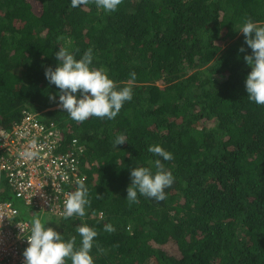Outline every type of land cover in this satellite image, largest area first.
Here are the masks:
<instances>
[{"label":"trees","instance_id":"16d2710c","mask_svg":"<svg viewBox=\"0 0 264 264\" xmlns=\"http://www.w3.org/2000/svg\"><path fill=\"white\" fill-rule=\"evenodd\" d=\"M245 18L264 26V0H123L114 12L0 0V129L11 131L28 111L53 124L60 142L82 145L85 216H49L45 227L75 236L77 246L76 227L93 228L94 264H264V105L245 88ZM60 47L77 59L91 48L93 67L106 68L118 88L131 86L114 119L76 122L59 107L45 69L56 67ZM156 159L174 177L166 199L138 192L129 203L131 168L154 170ZM0 190L9 198L4 179Z\"/></svg>","mask_w":264,"mask_h":264},{"label":"clouds","instance_id":"9594fccd","mask_svg":"<svg viewBox=\"0 0 264 264\" xmlns=\"http://www.w3.org/2000/svg\"><path fill=\"white\" fill-rule=\"evenodd\" d=\"M122 2L123 0H71V6L80 7L93 3L106 12H114ZM239 31L243 33L245 43L251 49V55L244 56V60L251 67L245 80L248 98L258 105H264V26H258L257 23L245 18ZM239 51L244 52V47L241 46ZM55 58L56 67L54 69L51 66L47 67L45 76L50 84L56 85L60 90L59 107L67 112L72 120L81 123L90 117H106L112 120L118 115L123 104L132 99L131 86L118 88L117 83L109 78L106 68L92 66L91 48L77 59L75 52L60 47L55 53ZM129 75L134 81L136 73L130 72ZM49 99L55 100V96L50 95ZM37 118L40 120L38 116ZM125 141L124 136H117L114 144L117 146ZM36 147L34 139L30 142V149L21 155L28 158L36 157L38 155L34 150ZM148 151L164 161L173 159L172 154L159 145H149ZM153 163L154 170L152 167L143 166L131 168V183L126 190L129 203L137 202L138 192L157 201L166 199L165 189L173 184L174 177L171 171L165 168L161 159H156ZM77 183V189L69 192L64 200L65 218L84 217L85 206L90 203L84 182ZM41 220L42 218L37 216L31 218L30 234L26 236L28 246L23 251L24 264H67L69 260L71 264H94L90 253L98 233L93 228L86 224L76 227L81 237L80 245L77 246L75 236L65 240L61 233L51 227H45ZM104 230L111 233L115 228L111 224H106ZM97 250L101 253L104 251L99 245Z\"/></svg>","mask_w":264,"mask_h":264},{"label":"built area","instance_id":"2783aa9c","mask_svg":"<svg viewBox=\"0 0 264 264\" xmlns=\"http://www.w3.org/2000/svg\"><path fill=\"white\" fill-rule=\"evenodd\" d=\"M59 136L57 128L28 111L11 131L0 130V180L10 192L9 198L0 194V264H24L31 218L63 216L67 194L85 181L77 159L82 145L77 138L64 144ZM34 139L38 155L22 156ZM21 208L30 218L21 215Z\"/></svg>","mask_w":264,"mask_h":264},{"label":"rangeland","instance_id":"374dc122","mask_svg":"<svg viewBox=\"0 0 264 264\" xmlns=\"http://www.w3.org/2000/svg\"><path fill=\"white\" fill-rule=\"evenodd\" d=\"M15 203L17 204V205H19V201L17 200V199H15ZM48 218H47V216L46 215H44L43 217H42V222H44L45 223V221L47 220ZM46 225V224H45Z\"/></svg>","mask_w":264,"mask_h":264}]
</instances>
